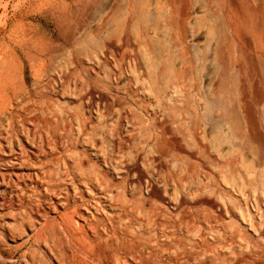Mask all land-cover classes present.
Returning a JSON list of instances; mask_svg holds the SVG:
<instances>
[{"label": "rangeland", "instance_id": "rangeland-1", "mask_svg": "<svg viewBox=\"0 0 264 264\" xmlns=\"http://www.w3.org/2000/svg\"><path fill=\"white\" fill-rule=\"evenodd\" d=\"M236 1L0 0V264H264V0Z\"/></svg>", "mask_w": 264, "mask_h": 264}, {"label": "bare ground", "instance_id": "bare-ground-1", "mask_svg": "<svg viewBox=\"0 0 264 264\" xmlns=\"http://www.w3.org/2000/svg\"><path fill=\"white\" fill-rule=\"evenodd\" d=\"M111 1H113V0H111ZM122 1V0H121ZM177 1V0H176ZM186 1V0H185ZM234 1H236V0H234ZM172 2V1H171ZM198 2V1H197ZM237 2V1H236ZM112 3V2H111ZM110 3V4H111ZM122 3V2H121ZM123 3H124V1H123ZM173 3V2H172ZM234 3V2H233ZM127 4V3H126ZM215 4V3H214ZM235 4H237V3H235ZM239 4V3H238ZM122 5V4H121ZM185 6H186V4H184ZM216 5V4H215ZM111 6V5H110ZM117 6H120V5H117ZM123 6H124V4H123ZM132 6H134V5H132ZM174 6V5H173ZM175 7V6H174ZM202 7V6H201ZM126 8V7H125ZM155 8V7H154ZM186 8V7H185ZM216 8V7H215ZM134 9V8H133ZM179 9V8H178ZM108 10V9H107ZM187 10V9H186ZM197 10V9H196ZM142 11H144L145 13H147L145 10H144V7H143V10ZM177 11V10H176ZM185 11V10H184ZM184 11H183V13L182 14H184ZM124 12V11H123ZM129 12V11H128ZM151 11H149V13H150ZM155 12H156V8H155ZM163 12H164V10H163ZM186 13V12H185ZM195 13H197V12H195ZM122 14H124V13H122ZM153 14H156V13H153ZM161 14H163V13H161ZM145 16V15H144ZM184 16V15H183ZM146 17V16H145ZM175 17H177V16H175ZM102 18V17H101ZM100 18V19H101ZM127 18V17H126ZM135 18V17H134ZM138 18V17H137ZM220 18V17H219ZM123 19H125V18H123ZM136 19V18H135ZM147 19V18H146ZM145 19V20H146ZM153 19V18H152ZM198 19V18H197ZM126 20V19H125ZM183 20V19H182ZM124 21V20H123ZM153 21V20H152ZM178 22V21H177ZM183 22V21H182ZM120 23H122L121 21H120ZM125 23V22H124ZM123 23V24H124ZM184 23V22H183ZM223 23V22H222ZM111 24V23H110ZM123 24H122V26H123ZM112 25V24H111ZM177 25V24H176ZM184 25V24H183ZM183 25H182V28H183ZM190 25V24H189ZM194 25V24H193ZM218 25H219V23H218ZM222 25V24H221ZM191 26V25H190ZM105 27V26H104ZM111 27V26H110ZM185 27V26H184ZM221 27V26H220ZM223 27V26H222ZM113 28H114V26H113ZM151 29H152V27H151ZM187 29H185L184 31H186ZM194 30V29H193ZM153 31V30H152ZM151 31V32H152ZM99 32H101V31H99ZM162 33V32H161ZM160 32H159V34H161ZM122 34V33H121ZM209 34V33H208ZM224 35V34H223ZM120 36V35H119ZM196 36V35H195ZM209 36V35H208ZM109 37V36H108ZM247 37V36H246ZM110 38V37H109ZM113 38H117V37H113ZM113 38H110V39H113ZM186 38H188V37H186ZM224 38H225V36H224ZM118 39V38H117ZM195 39V38H194ZM248 39V38H247ZM114 40V39H113ZM112 40V41H113ZM155 40V39H154ZM187 40V39H186ZM225 40V39H224ZM156 42V46H158V41L157 40H155ZM197 41V40H196ZM114 42H115V40L113 41V43L112 44H114ZM137 42H138V40H137ZM251 42V41H250ZM107 43H108V41H107ZM141 43H143V42H141ZM108 44H111V43H108ZM175 44V43H174ZM195 44V43H194ZM193 44V45H194ZM121 45V44H120ZM176 45V44H175ZM248 45H249V43H248ZM252 45V44H251ZM196 46H198V44H195V47ZM202 47V46H201ZM209 48V47H208ZM215 48V47H214ZM117 49V48H116ZM159 50V47L158 48H156V50ZM160 49H162V48H160ZM196 49H197V47H196ZM195 50V49H194ZM220 50V49H219ZM40 51V50H39ZM161 51V50H160ZM199 51V50H198ZM220 51H222V49L220 50ZM123 52V51H122ZM195 53H196V51H195ZM198 54V53H197ZM157 55H158V51H157ZM159 55H160V52H159ZM177 56V55H176ZM197 56V55H196ZM195 56V57H196ZM221 56H222V54H221ZM220 56V57H221ZM231 56V55H230ZM210 57V56H209ZM188 59V58H187ZM125 62V61H124ZM146 62V61H145ZM233 62V61H232ZM167 63V62H166ZM179 64V63H178ZM165 65V64H164ZM168 65V64H167ZM166 65V66H167ZM148 66V65H147ZM179 66V65H178ZM204 67H207L206 65L204 66ZM216 67V66H215ZM148 68V67H147ZM177 68V67H176ZM212 69V68H211ZM211 69H209L208 70V72H210V70ZM146 70V69H145ZM168 70V69H167ZM165 71V70H164ZM199 73V72H198ZM154 74V73H153ZM89 75V74H88ZM200 76H201V74H199ZM203 75V74H202ZM199 76V77H200ZM204 76V75H203ZM88 77V76H87ZM17 78H18V76H17ZM125 79H127V77L125 78ZM206 80V79H205ZM208 80H209V78H208ZM163 82H164V80H163ZM207 83V82H206ZM216 83V82H215ZM204 84H205V82H204ZM208 86V85H207ZM205 87V86H204ZM244 88V87H243ZM242 88V89H243ZM204 89H206V87L204 88ZM208 89V88H207ZM246 89V88H245ZM95 91V90H94ZM94 91H92V93L94 94ZM97 91V90H96ZM91 93V94H92ZM98 93H99V91H98ZM202 93H203V91H202ZM90 94V93H89ZM90 94V95H91ZM190 94V93H189ZM94 95H96V94H94ZM175 95V94H174ZM261 95V94H260ZM88 97V96H87ZM106 97V96H105ZM246 98H247V96H245ZM99 98V97H98ZM111 98V97H110ZM208 98V97H207ZM94 99V98H93ZM97 98H95L94 100H95V102L97 101L96 100ZM102 99H104V98H102ZM99 100V99H98ZM92 101V100H91ZM104 101H106V98H105V100ZM119 101V100H118ZM202 101V100H201ZM248 101V100H247ZM40 102V101H39ZM43 102V101H42ZM94 102V101H93ZM94 102V103H95ZM92 103V102H91ZM106 103H107V101H106ZM108 103H111V101L110 102H108ZM107 103V104H108ZM93 104V103H92ZM109 105H111V104H109ZM200 105H202V103L200 104ZM101 106V105H100ZM112 106V105H111ZM217 106V105H216ZM215 106V107H216ZM202 107H203V105H202ZM247 107V106H246ZM27 108H29V107H27ZM94 108V107H93ZM111 108V107H110ZM237 108V107H236ZM204 109V108H203ZM203 109L201 108V111H203ZM254 109V108H253ZM236 110H238V109H236ZM92 112V111H91ZM107 112V111H106ZM191 112V111H190ZM235 112V111H234ZM95 113V112H94ZM192 113V112H191ZM34 114V113H33ZM43 114V113H42ZM247 115H250V113H248ZM29 116H30V114H29ZM208 116H209V114H208ZM215 116V115H214ZM253 116V115H252ZM32 117H34L33 115H32ZM186 117V116H185ZM214 118V117H213ZM248 118H250V117H248ZM34 119H35V117H34ZM211 119V118H210ZM238 119V118H237ZM32 120H33V118H32ZM26 121V120H25ZM237 121V120H236ZM242 121H243V119H242ZM249 121H251V120H249ZM212 123V122H211ZM203 125V124H202ZM161 126H163V125H161ZM171 126V125H170ZM170 126H169V128H170ZM232 126V125H231ZM243 126V125H242ZM241 126V127H242ZM168 128V127H167ZM233 128V127H232ZM166 129V128H165ZM164 129V130H165ZM205 129V128H204ZM164 130H162V131H164ZM209 130V129H208ZM212 130V129H211ZM166 132L168 133L169 132V130H166ZM165 132V133H166ZM208 132V131H207ZM261 132V131H260ZM101 133V132H100ZM166 133V134H167ZM209 133V132H208ZM235 134V133H234ZM238 135V134H237ZM264 136V133L262 132V134H261V137H263ZM165 139V138H164ZM178 139V138H177ZM180 139V138H179ZM208 139H209V137H208ZM263 139V138H262ZM138 140V139H137ZM175 140V139H174ZM257 140H258V138H257ZM261 140V138H259V140L258 141H260ZM262 141V140H261ZM263 141H264V139H263ZM255 143V142H254ZM264 144V143H263ZM172 146V145H171ZM174 146V145H173ZM159 149H161V148H159ZM148 152V151H147ZM186 152V151H185ZM196 152V151H195ZM207 152V151H206ZM166 156V155H165ZM193 156H195V155H193ZM262 156V155H261ZM158 157V156H157ZM260 157V156H259ZM264 157V156H263ZM196 159V158H195ZM261 159V158H260ZM142 160V159H141ZM260 162H261V160H260ZM163 166H164V163H163ZM130 167H132V166H130ZM130 167L128 168V166L126 167V168H128V170L130 169ZM137 168V167H136ZM139 168V167H138ZM137 168V169H138ZM134 171H135V169H133ZM133 170L131 171V172H133ZM21 171V170H20ZM150 171V170H149ZM33 172V171H32ZM89 172V171H88ZM26 176L28 177V178H30V179H34V177H35V174L34 173H31V172H29V173H27L26 174ZM143 177V176H142ZM155 177V176H154ZM9 178V177H8ZM92 178V177H91ZM140 178H141V176H140ZM146 178V177H145ZM144 178V179H145ZM157 179V178H156ZM155 179V180H156ZM4 177L3 176H1V178H0V188H1V186L3 185V182H4ZM138 180V179H137ZM157 181V180H156ZM133 182H135V181H133ZM132 182V183H133ZM113 183H114V180H113ZM130 183H131V181H130ZM153 183V187H152V189H154V182H152ZM139 184V183H138ZM143 185V183L141 184V186ZM150 185V184H149ZM148 185V186H149ZM151 187V186H150ZM155 187H157V185L155 186ZM158 188V187H157ZM157 188H156V190H157ZM162 188V187H161ZM159 190H160V188H159ZM158 191V190H157ZM116 192V191H115ZM171 192V191H170ZM151 193H153V191L151 192ZM157 193V192H156ZM155 193V194H156ZM162 194V193H161ZM154 195V194H153ZM159 195V194H158ZM160 197V196H159ZM167 198V197H166ZM165 198V199H166ZM165 199H163V200H165ZM168 199V198H167ZM208 199V198H207ZM201 200V199H200ZM204 200V199H203ZM168 201V200H167ZM199 201V200H198ZM206 201V200H205ZM210 201H212V200H210ZM213 202V201H212ZM171 203V202H170ZM170 203H168V204H170ZM208 203H211V202H208ZM196 204H197V202H196ZM195 204V205H196ZM149 205V204H148ZM194 205V204H193ZM170 206H171V204H170ZM191 211V210H190ZM76 212V210H74V211H71V212H67V213H64L63 215H62V217H66V218H68V219H70V220H72V217H73V214ZM219 212V211H218ZM136 214V213H135ZM175 215V214H174ZM61 217V218H62ZM174 217V216H173ZM189 217V216H188ZM187 217V218H188ZM54 221H55V224L57 225V227H56V232H54L55 233V235H63V231H61V230H59V226H58V220L57 219H54ZM72 222H73V224L75 225V227H77V228H79V229H81V225H78L77 224V222L76 221H74V220H72ZM161 223V222H160ZM121 248V247H120ZM126 253V252H125ZM96 254H97V252H96ZM98 255V254H97ZM125 255V254H124ZM191 259V258H190ZM241 259V258H240ZM241 261V260H240ZM239 261V262H240ZM146 263V262H145ZM236 263H238V262H236Z\"/></svg>", "mask_w": 264, "mask_h": 264}]
</instances>
